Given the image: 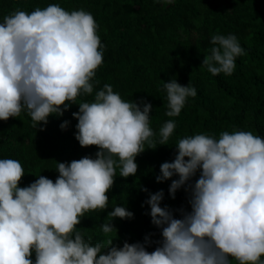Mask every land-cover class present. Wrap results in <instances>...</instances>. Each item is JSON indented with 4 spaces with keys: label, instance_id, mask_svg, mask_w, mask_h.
<instances>
[{
    "label": "clouds",
    "instance_id": "clouds-1",
    "mask_svg": "<svg viewBox=\"0 0 264 264\" xmlns=\"http://www.w3.org/2000/svg\"><path fill=\"white\" fill-rule=\"evenodd\" d=\"M98 29L90 11L56 3L31 12L17 8L0 22V119L26 111L33 127L44 128L50 116L79 104L72 113L78 119L75 136L82 146H99L95 156L57 161L55 181L38 175L25 186L22 163L0 158V264H264V136L248 130L178 140L175 158L161 163L156 180H171L173 198L183 188L190 208L162 204L164 189L145 187L158 239L149 234L120 247L110 235L107 244L92 243L77 228L85 213L109 207L117 169L120 176L135 175L136 157L168 144L177 127L176 120L165 121L157 143L151 101L125 100L111 83L95 88L106 47ZM211 41L202 65L213 75H231L245 54L238 36L218 33ZM163 87L169 117L179 116L197 95L191 81L184 85L175 77ZM89 94L92 100L78 99ZM70 123L66 119L60 127ZM108 216L113 219L101 225L105 234L118 232L114 218H132L134 212L116 204ZM151 244L156 247L149 251Z\"/></svg>",
    "mask_w": 264,
    "mask_h": 264
},
{
    "label": "trees",
    "instance_id": "trees-1",
    "mask_svg": "<svg viewBox=\"0 0 264 264\" xmlns=\"http://www.w3.org/2000/svg\"><path fill=\"white\" fill-rule=\"evenodd\" d=\"M53 3L69 11L84 8L97 20L102 44L106 45L104 61L94 77L97 90L111 83L125 100L151 101L150 124L157 133V143L164 122H177L168 144L146 148L136 157L135 175L123 177L117 169L108 192L109 207L85 213L77 228L86 239L91 237L92 243L107 244L110 235L113 244L120 247L126 240L144 241L149 234L153 240L158 239L160 229L152 224L150 205L145 203L149 192L143 189H164L162 204L173 209L190 208L183 188L173 198L169 192L171 180H156L161 163L175 158V144L180 138L199 132L218 138L224 130H248L264 136V0H0V22L17 8L31 12ZM218 33H235L245 49L231 75H213L202 65L213 46L211 36ZM173 77L184 85L191 81L197 95L189 97L179 116L169 117L163 85ZM93 98L94 94H89L78 99ZM78 110L79 104H72L63 116H50L44 128L33 127L26 111L21 117L0 119V158H15L22 163L25 174L20 186L30 184L38 175L55 181L59 175L57 161L95 156L99 146H82L75 136L78 119L72 113ZM66 119L71 123L62 129L60 125ZM116 204L133 211L134 217L114 218L118 232L105 234L101 225L113 219L108 213ZM147 247L152 251L156 245ZM232 264L238 261L233 259Z\"/></svg>",
    "mask_w": 264,
    "mask_h": 264
}]
</instances>
